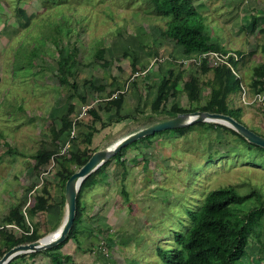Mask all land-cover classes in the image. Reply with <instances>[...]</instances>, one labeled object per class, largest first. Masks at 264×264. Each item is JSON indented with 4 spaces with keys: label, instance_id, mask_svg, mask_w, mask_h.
Listing matches in <instances>:
<instances>
[{
    "label": "rangeland",
    "instance_id": "1",
    "mask_svg": "<svg viewBox=\"0 0 264 264\" xmlns=\"http://www.w3.org/2000/svg\"><path fill=\"white\" fill-rule=\"evenodd\" d=\"M74 1L0 0V226L12 208L23 211L36 196L48 197L52 209L32 220L24 216L26 223L37 226L42 238L55 232L64 220L65 172L52 159L36 170V152L60 154L67 143L66 158L69 151L77 149L87 148L91 153L107 149L132 133L170 119L151 113L156 86L169 69L177 73L183 64V80L190 74L200 76L203 82L210 77V73L199 74L198 54L184 56L182 49L165 37L167 20L153 17L146 1L112 0V6L106 0L102 4L82 0L86 4L76 10ZM192 2L211 43L244 54L241 60L248 70L264 60V0ZM55 31L59 39L54 42ZM73 47L78 49V64L71 78L75 88L60 85L56 71L59 58L66 57ZM98 50L104 51L103 60L96 58ZM189 62L195 65L189 67ZM212 64L209 60L208 65ZM241 82L250 94V86L246 87L243 79ZM182 84L176 88V98L165 103L166 110L173 104L189 107ZM201 90L203 100L208 89ZM119 94L123 96L119 115L125 119L117 121L116 109L106 111L105 104ZM71 106V131L55 141L50 130L60 128V118ZM233 106L242 123L264 134V111L247 109L240 101V90ZM90 107L101 121L94 123L98 132L88 146L84 139L94 122L87 111ZM102 123L108 125L102 128ZM71 136L74 141L69 140ZM245 147L220 128L194 126L183 136L164 133L128 148L124 154L126 178L122 180L123 169L114 159L96 173L95 186L81 199L80 246L69 241L59 253L70 256L75 264H160L156 249L174 247L173 233L192 224L188 214L200 210L209 192L226 186L239 193L259 189L264 199V164L252 163L254 156L248 155ZM66 169L75 167L67 164ZM255 205L256 201L249 208ZM10 230L16 237L21 235L20 230ZM260 239L264 244V234ZM246 251L242 261L257 262L255 238ZM10 264L51 261L39 254L12 259Z\"/></svg>",
    "mask_w": 264,
    "mask_h": 264
},
{
    "label": "trees",
    "instance_id": "2",
    "mask_svg": "<svg viewBox=\"0 0 264 264\" xmlns=\"http://www.w3.org/2000/svg\"><path fill=\"white\" fill-rule=\"evenodd\" d=\"M96 4L97 0H93ZM100 3H104V0ZM108 5H112V0H106ZM110 1L111 3H108ZM147 2L150 10L149 13L153 17L163 18L167 20V29L164 35L177 46L182 49V53L186 57L193 54H205L215 52L222 55L233 54L241 57L242 53L226 51L218 43H211V38L205 32L204 25L200 20V14L193 5L192 0H144ZM73 8L76 10L79 5H85L82 0L72 2ZM117 4H114L116 6ZM140 7V6H138ZM124 9V8H123ZM137 12L138 10H134ZM252 25L256 27V17L252 18ZM56 36L52 39L54 42L59 39V32L55 31ZM68 34V32H66ZM103 50L96 52V58L103 60ZM264 54V47L262 48ZM78 49L72 48L66 57L61 56L57 62V77L60 85L76 87V82L71 78L74 75V68L78 62L76 60ZM125 56V55H124ZM227 61L236 68L238 62L232 55L227 58ZM189 67L195 65L194 62H189ZM208 57H202L199 63V74L206 75L210 73L205 82L196 74H190L186 80H183L184 70L183 64L180 65V70L174 73L172 69L168 70L167 76L162 77L160 83L156 86V95L151 104V113L154 115H165L170 119L175 118L179 114H188L194 112H206L210 114H220L233 118L237 122L242 123L239 115V110L233 106V98L236 97L237 91L240 89L239 79L231 72L228 66L221 64L218 66H209ZM104 65H108L104 62ZM133 71L136 70L133 68ZM182 84V93L185 94L189 107H179L173 104L169 110L164 108L165 103L170 98H176L178 95L177 86ZM202 87L208 89V93L202 100ZM103 88H98L102 90ZM251 93H264V63L255 66L252 69V80L250 83ZM84 101V100H83ZM123 102L122 94L117 98H111L106 101L105 110L110 111L116 109L117 121L125 119L119 115ZM73 107L69 108L66 115L60 118V128H51L52 138L57 141L62 135L68 134L71 131L72 123L70 114ZM88 113L93 118V124L89 126L90 132L85 135L84 142L90 146L94 138V134L98 132L94 123L101 121L95 110L88 108ZM131 118V117H126ZM108 124L102 123L101 127L105 128ZM194 126H199L206 129L220 128L223 131L230 133L240 139L246 147L244 148L248 155L254 156L252 163L258 165L264 164L260 162L264 159V149L256 145L248 143L243 137L237 134L230 128L214 123H195L187 127L167 130L156 133L152 136L142 138L125 148L121 149L112 158L118 163L122 169V180L127 176L125 168L126 160L124 158L125 151L151 138L162 135L164 133H174L176 136H183L189 132ZM247 127V126H246ZM248 128V127H247ZM255 132L254 130H251ZM256 134L264 137V134ZM73 138V137H72ZM71 138V139H72ZM70 139V140H71ZM73 140V139H72ZM74 141V140H73ZM73 143V142H72ZM12 153V150H8ZM92 153L87 148L83 150L77 149L75 152H68V158L59 155L56 152L39 150L33 155L36 162L35 168L39 170L43 163L49 160H54L57 165L65 172L62 175V201L65 205L64 187L69 177L82 167L90 158ZM255 157H258L255 159ZM70 164L75 167V170L67 171L66 165ZM106 165L103 164L98 170L90 174L81 184L76 196V211L75 219L72 228L70 229L66 240L48 250L20 255L14 259L27 256L34 258L39 254L46 255L51 264H75L72 258L68 255H62L59 250L69 241H74L79 247L80 231L78 226L81 224L84 205L81 201L85 191L91 189L96 184L95 175L100 169ZM44 193L47 194L45 191ZM123 197L127 200V194L122 189ZM256 201L257 205L249 208V205ZM250 202V203H249ZM248 203L249 205L245 204ZM54 207V204L49 202L48 197L36 196L33 204L24 210L19 207L12 208L4 218L3 225L0 226V259L2 256L15 246L29 244L42 238L38 233L37 226L32 227L28 220H32L38 213L46 212ZM192 218V224L184 231L174 232L173 244L174 247L164 249H156V257L160 264H245L242 260L247 257V246L252 238L256 239L259 245L257 262L249 260L248 264H264V244L261 242V235L264 234V199L263 194L259 189H250L243 193H239L234 187L226 186L217 188L209 192L197 213L190 212L188 214ZM27 217V223L25 217ZM29 224V225H28ZM28 225V226H27ZM10 229L20 230L21 235L16 237ZM110 239V236H107ZM10 264V262L8 263Z\"/></svg>",
    "mask_w": 264,
    "mask_h": 264
},
{
    "label": "water",
    "instance_id": "3",
    "mask_svg": "<svg viewBox=\"0 0 264 264\" xmlns=\"http://www.w3.org/2000/svg\"><path fill=\"white\" fill-rule=\"evenodd\" d=\"M195 123H214L225 126L235 131L248 143L264 149V137L251 131L233 118L220 114H210L206 112L179 114L175 118L167 119L141 129L120 139L107 149L94 152L88 161L69 177L64 187L65 217L61 226L57 229L56 234L45 236L29 244H22L13 247L2 256L0 264H8L17 256L41 252L63 243L74 223L76 196L82 182L90 174L103 166V164L112 159L121 149L156 133L187 127Z\"/></svg>",
    "mask_w": 264,
    "mask_h": 264
},
{
    "label": "built area",
    "instance_id": "4",
    "mask_svg": "<svg viewBox=\"0 0 264 264\" xmlns=\"http://www.w3.org/2000/svg\"><path fill=\"white\" fill-rule=\"evenodd\" d=\"M232 55L234 57V59L238 62L240 60V57H237L236 55L233 54H226V55H222L219 53H215V52H209V53H205V54H199V61L197 64L200 63V59L202 57H208V59L210 61L213 62L212 66H218L221 64H224L226 66L229 67V69L231 70V72L239 79L240 81V101L243 105L248 106V107H258L261 109H264V93H253V94H248L245 90V87L243 86V83L241 82V77L239 75L238 69L237 67L234 68L228 61L227 58ZM72 138V136H71ZM70 138V139H71ZM69 139V140H70ZM68 143L64 146L62 152L59 155H63L67 150H68ZM25 210V208H24ZM23 210V212H24Z\"/></svg>",
    "mask_w": 264,
    "mask_h": 264
},
{
    "label": "crops",
    "instance_id": "5",
    "mask_svg": "<svg viewBox=\"0 0 264 264\" xmlns=\"http://www.w3.org/2000/svg\"><path fill=\"white\" fill-rule=\"evenodd\" d=\"M244 54H242L241 55V57H240V60L238 61V65H237V69H238V72H239V74H240V76H241V79H243L246 83H245V85H246V87H248L249 88V86H250V81L252 80V69L255 67V66H257V65H259V64H261V63H264V60L261 62V63H258L257 65H252V67L251 68H249V70L246 68V67H244L243 66V64H242V56H243ZM263 57V59H264V55L262 56ZM239 92V91H238ZM249 92H250V94H253V93H251V90H250V88H249ZM247 109H249L250 107H246ZM254 108H257V107H254ZM262 111H264V109H262Z\"/></svg>",
    "mask_w": 264,
    "mask_h": 264
},
{
    "label": "bare ground",
    "instance_id": "6",
    "mask_svg": "<svg viewBox=\"0 0 264 264\" xmlns=\"http://www.w3.org/2000/svg\"><path fill=\"white\" fill-rule=\"evenodd\" d=\"M56 232H57V230L55 232L51 233L50 235H54V234H56Z\"/></svg>",
    "mask_w": 264,
    "mask_h": 264
}]
</instances>
